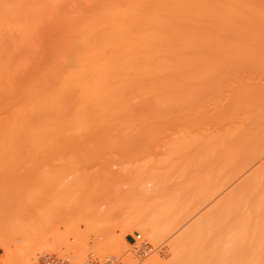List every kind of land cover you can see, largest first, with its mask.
<instances>
[{
  "label": "bare ground",
  "instance_id": "obj_1",
  "mask_svg": "<svg viewBox=\"0 0 264 264\" xmlns=\"http://www.w3.org/2000/svg\"><path fill=\"white\" fill-rule=\"evenodd\" d=\"M10 1L20 0H0L5 160L48 162L54 141L115 142L116 131L199 130L203 135L197 140L208 148L207 168L193 176L203 183L191 205L179 210L182 220L175 222L182 206L176 192L172 197L165 181L146 178L135 184L145 190L143 185L154 182L143 192L145 198L140 196L152 203L153 216H145L151 222L133 213L125 218L123 233L138 230L150 241L161 230L174 233L170 259L155 255L144 264H264L262 57L259 33L245 30L246 11L258 0H175L164 17H118L117 0L100 3L104 7L97 15L32 16V7L27 14L20 9L24 1ZM126 135L120 136L130 140ZM59 156L76 161L65 152ZM76 170V175H91ZM156 218L164 222L161 227ZM84 249L73 250L76 258Z\"/></svg>",
  "mask_w": 264,
  "mask_h": 264
},
{
  "label": "rangeland",
  "instance_id": "obj_2",
  "mask_svg": "<svg viewBox=\"0 0 264 264\" xmlns=\"http://www.w3.org/2000/svg\"><path fill=\"white\" fill-rule=\"evenodd\" d=\"M21 1L24 2L19 7L26 14L28 7L35 9L34 12L29 10L28 15L33 16V13H38V16L54 17L60 14L62 17L66 15L71 17L84 16L89 13L90 15L100 14L99 9L104 7L102 4L106 0H20L10 2L17 4ZM59 1L61 2L56 3ZM91 1L94 3L90 4ZM112 1L115 2L112 3ZM112 1V4L118 1L116 3L118 7H116V15L118 17L119 15L120 17L122 15L164 17L169 15L170 9L175 8L173 7L175 0ZM126 5L127 9H125ZM150 5L151 7H149ZM80 6L83 8L80 9ZM122 6L125 10H122ZM18 8L16 7V9ZM133 8L136 11H132ZM250 11H246L248 13L245 30L256 31L260 35L262 83L264 87V0H258ZM261 108L264 124V95ZM192 130L165 128L129 132L116 131L114 134L119 136V139L116 138L115 142L113 140L112 142L97 140L101 141L99 145L95 144L98 142H94L93 139L91 140L93 143L89 140L90 144L86 140L87 145L84 144V141V143L77 141L78 143L75 142V144L73 141H71L73 144L65 142L62 143L63 145L54 141L51 148L54 153L53 159L46 157V155L44 158L51 159V161L48 160L47 162L42 158L44 161L35 163L8 162L5 160L0 135V243L4 245V248H0V264H30L33 259L35 264H40V259L45 254L54 252L60 255L68 254L72 257L73 264H82L88 259L90 253L96 254V251L97 256L103 259L106 256H116L126 264H144L146 259L155 255H160L165 259L164 261H168L170 259L169 244L174 239V233L168 232L169 234H167L165 231L162 234L163 230L159 229L162 231V233L159 232L162 238L159 236L158 239L150 241L144 232L133 230L132 233H127L124 231L125 234L127 233L126 239L129 241L127 240L126 244L120 241L124 235L123 230L126 228L123 226L124 221H126L125 218L133 213L137 214V212L140 215L144 214L142 217L149 215L148 217L151 218L153 216L152 203H148L142 195L147 186L151 187L155 181H165V191L167 190L168 195L173 197L176 192L174 196H178V202L182 203V206L177 208L175 222H178L180 217L184 215L183 210H185L186 205L192 203L194 190L197 191L203 183L200 180L196 183L193 178L204 172V168H207L204 159L207 157L206 152L208 153L206 144L202 140L201 142L197 140L203 133L199 130ZM200 132L201 135H199ZM98 134L100 135V133ZM120 135H126L130 137V140L124 137L125 140ZM131 137H133L132 140ZM195 137L196 139H194ZM62 152L68 153L71 158L75 157L76 159H73L76 161L69 162L67 160L68 163L65 162L67 158L64 161L62 159L64 156H59ZM84 156H88V158L92 156V158H89L91 159L89 161L87 159V162L83 158ZM76 166L86 170L87 173L89 172L88 175L91 173L90 177L76 175L75 172H78ZM80 172L81 170H79ZM82 173L85 174V171ZM143 175L145 178H141ZM146 178L155 181L149 180L148 185H143L146 187L145 190H141L135 183L144 181ZM162 182L158 181L157 183ZM139 192L140 195H138ZM181 209L183 210L179 211ZM180 212H183V215ZM146 217L145 219L151 222ZM155 221L159 227L164 223L160 218H156ZM138 233H141L142 237L153 245L152 251L145 256H140L134 249L133 243ZM128 243L131 249H128L129 246H124ZM98 245L103 247L99 252L96 249ZM79 248H86L84 249L85 254L83 251L81 253L83 255V257L81 255V259L76 258L73 251ZM87 250L89 251L86 252ZM36 252L39 255L35 260ZM71 254L73 255L71 256ZM182 254L180 260H182ZM186 261L188 259H185Z\"/></svg>",
  "mask_w": 264,
  "mask_h": 264
},
{
  "label": "built area",
  "instance_id": "obj_3",
  "mask_svg": "<svg viewBox=\"0 0 264 264\" xmlns=\"http://www.w3.org/2000/svg\"><path fill=\"white\" fill-rule=\"evenodd\" d=\"M134 244V249L140 256L147 255L148 252H151L153 245L145 238L142 237L141 233L136 235ZM40 264H73L72 258L68 254L60 255L58 253H47L40 259ZM82 264H126L121 259H118L116 256H106L102 258L97 256L95 253H90L88 259Z\"/></svg>",
  "mask_w": 264,
  "mask_h": 264
}]
</instances>
